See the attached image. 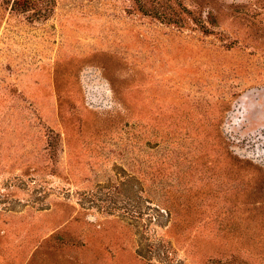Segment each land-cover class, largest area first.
Listing matches in <instances>:
<instances>
[{"label":"rangeland","instance_id":"rangeland-1","mask_svg":"<svg viewBox=\"0 0 264 264\" xmlns=\"http://www.w3.org/2000/svg\"><path fill=\"white\" fill-rule=\"evenodd\" d=\"M0 0V264H264V0Z\"/></svg>","mask_w":264,"mask_h":264},{"label":"trees","instance_id":"trees-1","mask_svg":"<svg viewBox=\"0 0 264 264\" xmlns=\"http://www.w3.org/2000/svg\"><path fill=\"white\" fill-rule=\"evenodd\" d=\"M11 2L12 8L17 10H31L39 15L49 12L50 6L55 0H8Z\"/></svg>","mask_w":264,"mask_h":264}]
</instances>
